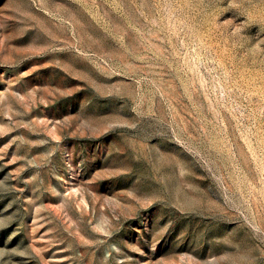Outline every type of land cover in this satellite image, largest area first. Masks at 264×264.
Returning a JSON list of instances; mask_svg holds the SVG:
<instances>
[{"label": "rangeland", "instance_id": "374dc122", "mask_svg": "<svg viewBox=\"0 0 264 264\" xmlns=\"http://www.w3.org/2000/svg\"><path fill=\"white\" fill-rule=\"evenodd\" d=\"M0 264H264V0H0Z\"/></svg>", "mask_w": 264, "mask_h": 264}]
</instances>
